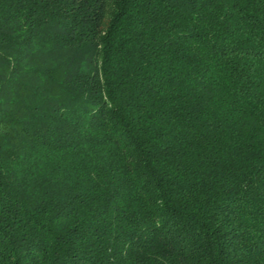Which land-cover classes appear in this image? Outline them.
<instances>
[{"label": "trees", "instance_id": "1", "mask_svg": "<svg viewBox=\"0 0 264 264\" xmlns=\"http://www.w3.org/2000/svg\"><path fill=\"white\" fill-rule=\"evenodd\" d=\"M0 264H264V0H0Z\"/></svg>", "mask_w": 264, "mask_h": 264}]
</instances>
